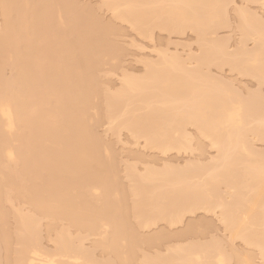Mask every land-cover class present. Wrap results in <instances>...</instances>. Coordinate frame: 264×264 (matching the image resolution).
Masks as SVG:
<instances>
[{
    "label": "bare ground",
    "instance_id": "obj_1",
    "mask_svg": "<svg viewBox=\"0 0 264 264\" xmlns=\"http://www.w3.org/2000/svg\"><path fill=\"white\" fill-rule=\"evenodd\" d=\"M242 1L264 7V0ZM99 3L98 8L142 36L154 28L170 33L191 30L200 54L187 53L182 59L162 53L159 62L146 65L142 78L122 71L120 88L111 90L102 86L98 72L105 62L117 59L119 45L111 38L115 25L76 0H0L3 263L231 264L222 246L209 245L177 243L166 247L169 256L143 252L136 257L139 245L154 247L163 236H140L137 227L177 225L184 214L197 210L212 215L218 211L229 240L256 249L264 262V150L254 145L264 139V95L258 90L245 95L232 81L220 82L208 70L228 66L255 79L258 88L264 86L262 19L244 5L236 6L232 12L239 38L229 51L225 38L211 36L229 25L228 7L234 0ZM247 41L252 48L246 47ZM191 60L195 67L189 68ZM102 123L108 131L126 130L135 141L143 139L146 147L161 153L191 150L195 137L186 127L192 126L216 156L208 164L190 161L172 167L164 162L162 169L145 165L141 174L127 166L124 178L133 182L128 187L135 198L129 208L123 184H118L119 168L115 170L109 155L113 150L107 158L101 151L107 149L96 131ZM130 214L136 228L129 223ZM42 220H47V234L54 231L50 252L40 243ZM90 236L100 237L94 248L108 258L96 260L85 248L83 242ZM252 259L249 253L236 254V264H254Z\"/></svg>",
    "mask_w": 264,
    "mask_h": 264
},
{
    "label": "rangeland",
    "instance_id": "obj_2",
    "mask_svg": "<svg viewBox=\"0 0 264 264\" xmlns=\"http://www.w3.org/2000/svg\"><path fill=\"white\" fill-rule=\"evenodd\" d=\"M241 1L242 0H234V3H233L234 5L231 4L228 7V13H229L228 19L230 18L229 19V25H227L228 27L227 26L226 27L225 26L220 27L219 29H217V32H215L211 36V37H215V38H219V39L225 38L224 40L228 44L229 51H231V50L233 51V48L236 47L235 45L237 44V41L239 38V34H238L239 32L237 31V29L235 30L236 24H237V19H235L236 15L233 13L236 6L242 7L244 5L243 8L248 10V12L250 14L252 13L251 15H253V13H255V15L257 14V16L260 19H262V20H260L261 23L264 24V7L260 6L261 4H258V3L254 4L253 2L252 3L248 2V3H251V4H248L247 2H244V1L241 2ZM76 2L80 3L82 6L86 5V7L90 6L89 8L95 9L94 10L95 13L97 12L96 14L99 15V17L102 18L104 22L108 21V23H110V24L112 23L113 25H115L114 28L116 27L115 30H117V31H116V33L114 32V34H113L114 37L111 35V38L113 40H115L114 42H116L115 43L116 45H119L118 46L119 47V53H118V56L116 57L117 59H115V61H112V63L109 59H107L110 62H108V64H107V62H105V66L103 68H101L102 69L101 71L98 72V77H99L100 83H102V86L103 85H105V87L108 86V88H110L111 90H117L118 86L120 88V85H121L120 79L123 76L122 75L123 72H126V74L131 75L133 77L137 76L138 78H142V76H145L146 65L149 63L159 62V60H160L159 58H160V55L162 53L163 54L167 53L169 55H176L180 58L182 57V59L187 58V53L189 55H192L193 57L199 56V54H200L199 53L200 52L199 47L197 46L198 41L195 42V40H197V36L191 30H184L182 33H176V32L170 33L169 31L164 32L165 30H158V29L154 28L155 30L151 29L149 34L142 36L141 34H139L136 31L133 32L132 30H134V29L132 27L128 26V24L121 23L120 21L118 22L117 20H114L112 18L111 13L109 11L106 12V9L104 7L101 8L99 6V8H98L97 5L101 4V3H99V2H101V0H76ZM229 26H230V28H229ZM148 35H149V37H148ZM145 37H147V39ZM137 45L138 46L140 45L139 48ZM176 45H177V47H176ZM252 45H253V43L251 41L246 42V47H248L249 49L253 47ZM158 51L160 52V54ZM167 51H169V52H167ZM196 54H198V55H196ZM193 60H195V59L193 58ZM114 63H115V65H113ZM193 63L195 64V62L192 61V64L189 66V68L193 67V66L195 67V65ZM111 64H112V66H111ZM216 67L217 66L212 65L209 67L208 70H209V73L215 75L214 76L215 78H217L218 80L220 78V80H221L220 82H224L226 84V83H230V81H232L231 82L232 86H234V88L240 87L237 90L241 89L240 90L241 93H243L245 95H246V92H248V90L249 91L251 90L250 92H252V93H253V91L258 90L257 91L258 93L260 91V93L262 95H264V86H262L261 88L260 87L258 88V84L255 81V79H252V78L247 77V76H240V74H238L237 72H232L228 68V66H223V67L221 66L219 68L217 67V69H216ZM106 68H107V70H106ZM104 72H105V75H104ZM8 73H9L8 71L5 72L6 75H8ZM119 83H120V85H119ZM230 85L231 84H229L228 86H230ZM114 88H116V89H114ZM132 105L137 106L136 104H132ZM131 108H133V107L131 106ZM140 112H144V111L141 110ZM140 112L138 111L135 113L138 114ZM102 124H100V126L98 127V129L96 131L98 134L101 135V139L103 140L102 142L107 147V149L105 148V149H102L101 151H102V154L105 158L109 157V155H110L111 159H113V161L116 163V164L114 163V165L116 167L115 170L117 168H119L116 170V175H117V177H119L118 178L119 179L118 184H120V183H121L120 185L123 184V186L122 187L120 186V188L124 189V191L123 190L122 191L125 194H123V193L122 194H123V197L125 196L124 199L126 201L125 200L124 201L126 202V205L129 204L128 205L129 208H130L131 204L135 201V198H133L131 196V193H130V187L133 185V182L131 184V181H129V179H127V177L124 178L126 176L125 174H127L126 169H125V168H127V166L132 165V167L135 168L137 170V172H139L141 174V172L143 173L144 168H146L147 166H149V167L155 166V168L157 166V168L159 167L160 169H162L163 164L166 163L172 167H177V165H178V167H180V165H182V164L184 165L185 162H190V161H191L190 163H195V164H197V163L198 164H203V163L208 164L209 161L213 157L216 156L215 150L210 148V145L207 143L208 141L204 140V139H200L197 136V134L195 133L196 132L195 128H193L192 126L186 127V131L191 136H193L192 139L195 137L193 139L195 142L192 141L191 150H188V151L182 150V151H179L180 153L178 151L176 152V150H171L169 152H166L167 153L166 154V153H161L159 150L157 151V150L150 149V148L146 147L144 145L143 139H138L135 141V139H133L131 137L130 133L127 132L126 130L108 131L106 123H102ZM115 133H117V134H115ZM196 138H197V141L195 140ZM106 143L108 146L106 145ZM195 144H197V145L195 146ZM198 144H200V145H198ZM254 145H255L256 150H264V139L260 140V141L258 140V142L256 140ZM108 150H110V152L112 150L113 151L111 153H109V155H108V153H107V152H109ZM191 151H193V152L190 153ZM113 153H115V154H113ZM123 160L125 162H122ZM138 160H139V162H138ZM116 165H118V166H116ZM145 165H146V167H145ZM117 171H118V173H117ZM126 180H128V181H126ZM152 184L154 185V183H152ZM155 184H157V183H155ZM149 185L153 186V185L148 183L147 186H149ZM128 186H130V187H128ZM222 189L223 188H221V190ZM224 190H225V188L222 191H224ZM120 192H121V190L119 191V193ZM15 205H18V204L15 203ZM10 215H9L10 216L9 223H10V226H12L13 225V223H12L13 222V220H12L13 216H12V214H10ZM131 215L132 214H130L128 216L131 219L129 221V223L132 227L136 228V223H135L136 221L134 220L133 216H131ZM217 215H218V211L216 212L215 215L214 214L212 215L211 213H205L202 210H197L193 214H187V213L184 214L181 218L182 220L180 221V224L178 223L177 225L174 224V225L168 226V224H165L164 222H158L157 225L150 226L149 228L147 227L148 229L147 228H142V229L139 228L138 229V227H137L136 233L140 236L143 235V237H146V236L151 237V235L154 236L156 234L157 235L161 234L163 236L165 235V237L163 238V236H161L162 239L159 242H157L154 245V247L151 246V248H150V246L147 248V245H145V244H142L141 247L139 245L138 246L139 248H137L138 250H136L137 251L136 257L138 256L137 258H139V257L141 258L140 255H142L143 252H146L150 255H153L155 253H160V255H163V256L165 253V256H167L169 253L168 254L166 253V251H165L166 247L167 246L173 247V246H176V244L178 243L179 245L180 244L182 246L184 245V247H185V245H188V244H192V245L194 244L193 246L196 248L197 247L199 248L202 245H203L202 247H207L209 245L210 248H215V247L220 248L222 246L221 247L222 249L221 248L220 249L226 254V256H228L231 264L237 263L236 262V254L237 253L240 255L241 254L245 255L246 253H249V255L251 256V259L253 258L252 261L254 264H263L264 262L261 261V258L259 257L256 249L246 246L241 240H234L233 242H231L229 240L228 233L225 232L223 225H221L220 221H218L219 219H217L218 218ZM45 221L47 223V220L41 221V229H40V232H41L40 233V236H41L40 241L41 242L40 243H41V246L43 248L45 247L44 248L45 251L47 250L50 252V251H52V249H54L53 248L54 245L51 241L52 238L54 237V234H53L54 231H51L52 233L50 232V235L47 234V230L45 228L46 227ZM158 233H160V234H158ZM181 233L184 235H181ZM180 236H181V238H180ZM48 237H50V239ZM90 237H88L83 242L85 248L87 250H90L91 252H93V256L96 260L101 261V260H103V258L105 259L108 255H105L101 250H99L97 248L95 249L94 245H93L94 242L100 240V237L98 236L99 239L96 236L95 237L90 236ZM215 241H216L218 246L216 245V243H213ZM190 242H193V243H190ZM226 243H228V244H226ZM178 244H177V246H178ZM204 244H205V246H204ZM229 248L232 250H230ZM224 249H225V251H224ZM3 251L4 250H2V249L0 251V261H1L0 264H4L3 258H5L4 257L5 252H3ZM103 255H105L106 257ZM171 255L173 256L174 254H171ZM163 256H161V257H163ZM234 258H235V260H234ZM139 260L140 259H138L137 261H139Z\"/></svg>",
    "mask_w": 264,
    "mask_h": 264
}]
</instances>
